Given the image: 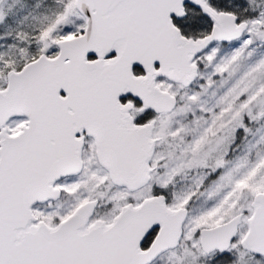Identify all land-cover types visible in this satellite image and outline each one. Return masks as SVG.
<instances>
[{
    "label": "snow or ice",
    "instance_id": "6c2138e0",
    "mask_svg": "<svg viewBox=\"0 0 264 264\" xmlns=\"http://www.w3.org/2000/svg\"><path fill=\"white\" fill-rule=\"evenodd\" d=\"M0 264H264V0H0Z\"/></svg>",
    "mask_w": 264,
    "mask_h": 264
}]
</instances>
